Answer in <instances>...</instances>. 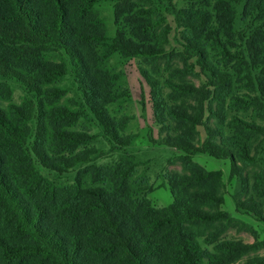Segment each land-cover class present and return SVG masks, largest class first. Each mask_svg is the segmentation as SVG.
Returning a JSON list of instances; mask_svg holds the SVG:
<instances>
[{
	"label": "trees",
	"instance_id": "1",
	"mask_svg": "<svg viewBox=\"0 0 264 264\" xmlns=\"http://www.w3.org/2000/svg\"><path fill=\"white\" fill-rule=\"evenodd\" d=\"M247 217L264 223V0H0V264H264Z\"/></svg>",
	"mask_w": 264,
	"mask_h": 264
},
{
	"label": "rangeland",
	"instance_id": "2",
	"mask_svg": "<svg viewBox=\"0 0 264 264\" xmlns=\"http://www.w3.org/2000/svg\"><path fill=\"white\" fill-rule=\"evenodd\" d=\"M100 7H101V12L107 18L109 25L113 27V14H112L111 3L105 2V3L101 4ZM170 18H172V17L170 16ZM126 70L128 73L129 83H130V86H131L132 92H133V100H132V102H130V110L132 112H134L137 116H140L142 104L140 103L139 100H141L142 93H145L146 94L147 108L149 110V116H150L149 121H152V118H151L152 111H151V102H150L149 95H148V85L141 78L134 60H131L127 64ZM138 119L139 120H138L137 126H135V129H139V127L144 124V120L141 117H139ZM196 158L201 163H203L205 166H207L208 168H221V169H223L225 172L224 177L226 180L228 179L229 163L227 161L221 160V159H216V158H213L211 156H207V155H203V154L197 155ZM168 167L173 168V169L180 168V166L177 164H174V165L170 164V165H168ZM154 184L156 186H155V189L153 190V192L151 193V197H152L153 201L157 204H160V205H164V204L169 203L171 200L170 194H169V191L167 190V188L164 187V185L162 183V178L156 177ZM229 193L230 192L227 193L228 206H229V208L230 207L232 208V204H231V200H230L231 198L229 196ZM245 219L252 220L251 222L253 224H255V227L260 230L259 231V237L263 238L264 232L262 230H264V223L257 222L251 218H248V217ZM230 234L237 236V237H241L245 241H253L254 240V237L252 236V234L245 231V230H243L241 232H236L234 229H231ZM258 253L264 255V248L259 250Z\"/></svg>",
	"mask_w": 264,
	"mask_h": 264
}]
</instances>
